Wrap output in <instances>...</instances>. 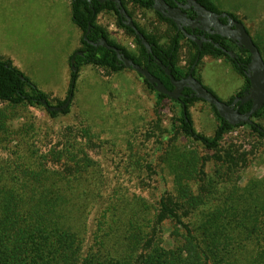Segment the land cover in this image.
<instances>
[{
	"label": "trees",
	"instance_id": "trees-1",
	"mask_svg": "<svg viewBox=\"0 0 264 264\" xmlns=\"http://www.w3.org/2000/svg\"><path fill=\"white\" fill-rule=\"evenodd\" d=\"M196 1L213 13H222L211 0ZM120 2L150 44L151 53L148 54L135 33L123 25L113 3L71 0V21L81 33L80 48L70 57V61L75 59L76 71L71 70L67 97L55 106H62L69 95L74 97L83 66L91 65L108 74L126 70L113 51L95 48L84 41V36L93 43L104 38L124 57L146 68L167 90H172V86L160 65L169 68L175 80H181L188 76L196 62L192 75L201 83L196 72L205 57L229 62L244 79L243 89L226 104H231L235 97H241L248 90L245 70L250 56L247 51L234 47L232 43V47L227 46V40L219 36L206 37L219 47L207 42L199 50L160 14L154 15L157 23L165 26L164 35L153 28L148 31L136 21L128 5L146 12L151 9V0ZM104 12L114 15L117 27L136 45L135 52L112 40L106 29L98 24L97 18ZM228 15L240 22L234 15ZM186 31L191 33L189 29ZM184 46L188 49V56L186 66L181 67L180 52ZM220 47L232 51L235 58L229 57ZM256 47L261 55L260 48ZM77 52L82 56L76 55ZM137 76L155 93L157 106L165 100L178 106L179 115L173 123V131L213 155V173L207 176L204 171L206 161L201 163L194 153L177 155L170 149V156L175 160L174 189L165 191L154 208L140 197L134 203L115 198V203L109 201L100 207L102 203L98 204L97 199L103 196V191L93 185L99 176L91 169L92 163L87 157L53 152L50 155L53 164H64V171L47 169L28 174L23 186L4 184L6 175L0 173V264H264V177L250 181L244 189L234 184L223 194L224 197L220 196L222 192H218L214 184L210 190L205 188L208 179L214 181L223 176L224 182L231 183L239 169L246 166V152L235 146L224 148L222 143L226 134L241 126L264 138V129L254 123V120L264 119V106L252 116V124L235 127L223 122L215 108L210 106L219 124L213 135L207 137L194 129L189 108L201 100L191 96L189 89L174 101L156 93L141 76ZM42 101L53 106L49 97L10 60L0 57V105L45 108ZM250 107L251 102L243 104L238 112L244 114ZM45 110L55 118L59 114H67L70 105L61 112ZM95 208L99 215L88 231L89 212ZM167 224L168 228L165 227ZM165 230L169 231L168 241L163 239Z\"/></svg>",
	"mask_w": 264,
	"mask_h": 264
},
{
	"label": "rangeland",
	"instance_id": "rangeland-1",
	"mask_svg": "<svg viewBox=\"0 0 264 264\" xmlns=\"http://www.w3.org/2000/svg\"><path fill=\"white\" fill-rule=\"evenodd\" d=\"M213 1L226 14L233 8H242L252 16L264 13V0ZM128 9L142 27L164 35L166 28L157 23L155 15L132 5ZM97 19L104 26L114 22L113 17ZM248 26L252 30V25ZM111 32L122 46L136 51L133 40L122 34L117 36L118 31ZM79 34L71 22L70 9L60 0H0V57L10 60L46 94L60 92L66 73H71L67 59L74 53ZM187 52L184 46L180 52L181 67L186 66ZM204 59L198 67L199 72L205 68L201 84L220 101L227 102L241 91L244 79L229 62L204 64ZM86 69L67 114L51 118L43 107L0 105V173L6 175L4 184L23 186L28 174L47 169L64 171L65 165L53 164L50 155L69 153L91 161V169L99 176L93 185L103 191L97 199L98 204L102 203L100 207L109 201L115 203V198L134 203L140 197L154 208L165 191L174 189L172 177L176 170L170 149L177 155L194 153L201 163L206 161L207 176L213 173V155L173 131L179 115L175 103L165 100L157 106L155 93L134 71L108 74L94 66ZM66 97L59 101L50 99V104L55 106ZM189 110L196 132L211 137L219 123L210 105L198 101ZM254 123L264 129V119ZM222 146H235L246 152V166L239 169L231 183L224 182L223 176L214 181L208 179L205 188L210 190L215 185L224 197L234 184L244 189L250 181L263 179L264 138L241 126L225 135ZM90 212L88 231L99 215L96 208ZM163 239L169 240V231H164Z\"/></svg>",
	"mask_w": 264,
	"mask_h": 264
},
{
	"label": "water",
	"instance_id": "water-1",
	"mask_svg": "<svg viewBox=\"0 0 264 264\" xmlns=\"http://www.w3.org/2000/svg\"><path fill=\"white\" fill-rule=\"evenodd\" d=\"M90 3L92 0H85ZM98 3L102 4L109 1L114 4L115 9L118 12L119 17L122 19L123 25L131 29L140 44L144 47L148 54L151 53V46L146 41L144 36L135 27L132 18L128 15L124 7L122 6L120 0H96ZM152 8L158 14H160L164 19L170 20L177 28L178 32L189 41L195 43L199 50L202 48L203 43H213L211 40L206 39L204 36L197 37L193 33H187L186 29L193 31L198 29L203 33L209 35H216L220 38L227 39L235 44L238 49L245 50L249 53L250 61L246 66L245 76L249 82V88L241 97H235L231 104H226L218 100L212 93H210L203 85L198 82L193 77V71L196 66V62L191 67L189 74L186 78L181 80H175L171 74V70L167 67L160 65L164 74L168 77L172 90H167L163 83L153 75L149 73L146 68H142L133 63L132 60L124 57L121 51L110 46L104 38H101L98 42L93 43L87 40L84 36V41L88 44L94 46L95 48H103L108 51H113L119 62L126 68L131 69L136 74L141 76L144 81L151 85L154 91L158 94L164 95L167 98L177 101L183 97V91L189 89L191 91V96L196 99L204 101L208 105L215 108L218 116L223 122L228 125L235 127L240 124H252V116L258 112L264 106V61L256 47L253 43L251 36L246 31L244 25L241 22L232 20L226 13L216 14L207 10L204 6L199 4L196 0H184L185 5L177 3L176 8H168L163 0H151ZM192 9L196 14L195 20H190L187 18L186 13L182 10ZM226 19L227 23L222 24L220 20ZM90 26L88 27L87 34L89 33ZM214 44V43H213ZM215 47H219L214 44ZM229 57L235 58L232 51H227L220 47ZM76 55L82 56L81 52H77ZM75 59L72 58L70 61L71 70L76 71L74 66ZM72 96L69 95L67 100L62 106H48L45 101L42 104L49 112H61L69 107L71 103ZM251 102L250 110L244 114L238 112L239 105ZM262 131V129H260Z\"/></svg>",
	"mask_w": 264,
	"mask_h": 264
},
{
	"label": "crops",
	"instance_id": "crops-1",
	"mask_svg": "<svg viewBox=\"0 0 264 264\" xmlns=\"http://www.w3.org/2000/svg\"><path fill=\"white\" fill-rule=\"evenodd\" d=\"M63 5L65 6V8H69L70 9V4H71V0H60ZM214 5L216 6L217 8V2L216 1H213L211 0ZM219 10V9H218ZM222 12V9L220 10ZM149 13V12H147ZM227 14H232L234 15L245 27L246 31L251 35V38L253 39V41L256 43V45L260 48V51H261V56L262 58L264 57V13H261L259 15H249V13L246 12V10L242 9V8H233L231 10V12L227 13ZM70 15H71V11H70ZM243 16L244 19L240 20L237 16ZM99 16H103V17H113L114 19V22L112 21L108 26H104V25H101L99 22H98V19H97V22L99 25H101L102 27H104L107 31V33L109 34V37L114 40L116 43H119L115 38V35L111 32L112 30H115V31H118V34L117 36H120L121 34L127 38L129 41L132 42V39L127 36L125 34V32L122 30V29H119L116 25V20H115V17L113 14H108V13H101L99 14ZM98 16V17H99ZM111 16V17H110ZM72 22V21H71ZM73 24V23H72ZM254 24H255V27H254ZM74 25V24H73ZM248 25H252V30H250L249 26ZM257 25V27H256ZM75 26V25H74ZM76 27V26H75ZM77 28V27H76ZM78 29V28H77ZM79 31V29H78ZM80 32V31H79ZM115 37V38H114ZM80 39H81V33L79 34L78 36V40H77V45H76V48L74 50V52L80 48ZM120 44V43H119ZM72 56V55H71ZM71 56H68V59H67V68L69 70V67H70V64H69V61H70V57ZM2 58V57H1ZM205 63H209V62H217L220 64V62H223V60H216V59H213V58H210V57H205L204 59ZM202 61V60H201ZM263 61H264V58H263ZM15 64V63H14ZM91 65H88V66H83L81 69H80V72H79V76H78V79H77V82H76V87L75 89L77 88L78 84H79V80H80V77H81V73L83 71H86L87 69L86 68H90ZM17 68V67H16ZM205 70V68L202 70V72H199L198 69H197V72H196V76L197 78L201 81V74L203 73V71ZM239 75V74H238ZM240 76V75H239ZM241 77V76H240ZM242 78V77H241ZM243 79V78H242ZM69 80H70V73L67 75L66 73V77H65V82L62 84L61 86V91L55 94H46L48 97H49V100L50 99H54L56 101H59V100H62L65 98V96L67 95V91H68V87H69ZM244 84L245 82L243 83V85L241 86V89H243L244 87ZM42 92V91H41Z\"/></svg>",
	"mask_w": 264,
	"mask_h": 264
},
{
	"label": "flooded vegetation",
	"instance_id": "flooded-vegetation-1",
	"mask_svg": "<svg viewBox=\"0 0 264 264\" xmlns=\"http://www.w3.org/2000/svg\"><path fill=\"white\" fill-rule=\"evenodd\" d=\"M92 1H96V0H92ZM91 1V2H92ZM164 1V3L166 4V6L168 7V8H176L177 7V3H179V4H182V5H185V1L184 0H163ZM90 2V3H91ZM107 2V1H106ZM152 2V1H151ZM105 3V2H104ZM100 4V3H99ZM153 4V3H152ZM152 4H151V9L150 10H146V12H149V13H152L153 15L154 14H158L156 11H154L153 10V8H152ZM184 13H186V15H187V18L188 19H190V20H195L196 19V14L193 12V10L192 9H187V10H182ZM228 15V14H227ZM229 16V15H228ZM232 19V18H231ZM232 20H234V19H232ZM220 22L222 23V24H226L227 23V20L224 18V19H222V20H220ZM190 30V29H189ZM190 32L191 33H193L194 35H196L197 37H201V36H204L205 38L207 37V36H216V35H209V34H207V33H203L202 31H200V30H198V29H194L193 31H191L190 30ZM207 39V38H206ZM222 39H224V38H222ZM227 40V39H226ZM227 41H229V40H227ZM226 41V45L227 46H229V47H232L231 46V44L230 43H232L233 44V46L234 47H236L235 46V44L233 43V42H231V41H229V42H227ZM244 94V93H243ZM237 106H241V105H239V103H237Z\"/></svg>",
	"mask_w": 264,
	"mask_h": 264
}]
</instances>
